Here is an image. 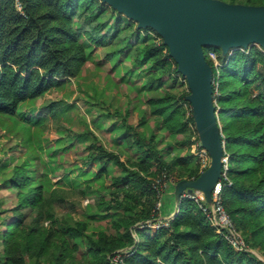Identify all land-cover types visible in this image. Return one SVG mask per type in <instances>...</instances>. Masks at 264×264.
<instances>
[{
  "label": "trees",
  "instance_id": "trees-1",
  "mask_svg": "<svg viewBox=\"0 0 264 264\" xmlns=\"http://www.w3.org/2000/svg\"><path fill=\"white\" fill-rule=\"evenodd\" d=\"M21 1L24 14L16 8L14 0H0V117L3 125L7 124L9 129L21 133V139L26 137L23 141H33L35 145L33 132L47 131L48 120L53 122L52 128H68L61 119V111L69 104L60 98L47 100L36 108L23 109L24 106L29 101L35 103L53 88H61L70 77L82 74L93 63L88 45H108L112 43L108 34L115 38L120 30L133 28L135 22L128 19L121 27L124 20L116 16L105 32L86 31L90 42L85 45L73 26L74 18L87 19L88 23L98 13H118L115 8L103 0ZM225 1L264 5V0ZM103 28V24H97L91 30ZM135 41L138 42L134 46L129 41L118 44V51L123 54L141 47L142 55L138 60L133 57L132 64L147 66L152 71L164 68L170 74L171 85L176 83L177 76L187 83L162 38L156 41L152 34L136 32ZM258 61H264V53L235 51L223 58L217 103L231 180L230 185L224 182V204L249 247L258 248L264 255V68L258 66ZM208 62L216 75L218 67L210 58ZM255 82L259 90L254 95L250 87ZM184 93L183 101H189L188 87ZM155 96L148 99L150 116L143 112L137 124L129 122V109L100 113L103 125L113 119L108 128L102 125L113 133V147L107 146L87 124L82 131L73 132L72 137L79 143L67 148L68 153L73 152L71 161L62 157L60 162L62 168L85 181L84 185L73 183L81 186L71 190L76 195L80 193L81 198H88L82 213L76 211L81 201L67 200L66 189L74 179L63 187L47 184L44 164H35L36 155L24 142V156L17 159H21L18 163L9 168L0 165L3 180L0 189L16 192L13 214L4 216L0 208V264H115L108 256L133 245L132 231L138 234V223L154 217L156 194L149 177L162 171L177 172L179 179H196L201 174L195 156L171 155L178 145L164 144L162 137L157 136L159 130L169 132L173 138L184 133L193 117L188 121L182 118L181 101L167 89L164 88L163 96ZM151 120L155 121L153 128ZM61 156L59 150L49 152V158H42L41 162L50 165ZM55 202L67 206L68 213L57 216ZM175 202L174 195L164 199L162 211L171 213ZM23 208H28L29 215L34 217L28 224ZM47 220L51 222L44 224ZM125 263L264 264V259L250 250L235 249L216 232L195 201L181 198L170 226L149 230Z\"/></svg>",
  "mask_w": 264,
  "mask_h": 264
},
{
  "label": "rangeland",
  "instance_id": "rangeland-1",
  "mask_svg": "<svg viewBox=\"0 0 264 264\" xmlns=\"http://www.w3.org/2000/svg\"><path fill=\"white\" fill-rule=\"evenodd\" d=\"M105 3L112 8H115L111 4L107 2ZM115 9L118 13L115 11H110L111 13H98L97 17L92 18V20L88 23H86L87 19L74 18L73 26L76 28L80 39L85 45L90 42V38L86 31L91 32V34H101L111 25L116 16H121L124 20L120 25L121 27L125 25L126 20H133L124 12L119 11L117 8ZM133 21L135 22L133 28L120 30L115 38H111V34H108L112 43H107L108 45H103L101 47H94L92 45L87 46L89 58L93 63L86 66L82 74H79L76 77H70L69 81L61 88H53L52 90L47 91L44 94V97L36 100L35 103L29 101V104L24 106L23 109L30 106L39 107L50 99H66L69 105L61 111V119L62 121H66L65 125L68 127L66 130L52 128L50 124L53 122L48 120L49 129L47 131L43 129L41 132H33V134H35L34 145L33 141H23L26 137L21 139V133L9 129L7 124L3 125V123H1L2 118L0 117V160L4 161L1 162L0 165H5L6 168H9L12 167L13 164L18 163L21 159H17L24 156V142L32 154L36 155L34 161L35 164L39 166L44 164L47 172V174H45L47 184L59 185L57 187H63L67 186L65 185V182L74 179L71 186L68 187L69 189H66V194H68L67 200L71 199L73 201L76 199L82 202V205L76 206L78 214L83 212V206H86L89 201L87 197L81 198L80 193L76 195L74 194V191L71 190L84 185L85 181L80 180V177L76 173L62 168L60 159L62 157L64 159L65 157L66 160L71 161V155L73 152L68 153L67 148L73 143H79L77 138L72 137V134L74 131H82L85 128V124H87V128L98 135L107 146L113 147V133H111L108 129V131H106L102 127L103 121L100 117V113L105 110L114 111L118 108L124 111V109H129V122L137 124L143 112H146L150 116L149 97L155 98V95L163 96L164 88L167 89V91L176 94V98L181 101V112L184 113L182 118L188 121L189 117H193V120L188 121L184 133L176 135L174 138L169 137V132H164V130H159L157 136L162 137L164 144L172 142L174 145H178L177 148L172 150L171 155L175 156L176 153H182L183 155L188 156L192 154L195 156V159L200 162L199 158L193 153L192 144L201 140L203 135L198 130L197 117L194 116V109L191 101H183L182 99V97L185 96L184 90L187 89V87L189 88L188 83H182L181 81H184V79L177 76L176 83L171 85L170 83L172 79L169 78L170 74L168 75L169 72L165 71L164 68L163 71L158 68L152 71V69H149L147 66L136 67L132 64L133 57H136V60H138V58L142 55L140 50L141 47H134L125 54L118 51V44H121L124 41H129V43L133 46L136 42H138L135 41L136 32H139L142 35L152 34L156 41L160 40V38L163 40L162 35L153 27L140 26L138 21ZM97 24H103L104 28L91 30V27L96 26ZM210 48L219 49L214 50ZM208 51L215 54V59L209 57ZM235 51L241 53H247L248 51H256L258 54L260 52L264 53V45L254 43L245 47L230 48L226 51L217 46H204V55L207 62L208 58H210L214 63V66L218 67L216 77H218L222 72V70L220 71V68L223 66V58H225L227 54H231ZM258 66L264 68V61H258ZM210 67L212 68L211 65ZM171 76L174 77L173 74H171ZM250 88L255 95L259 90L258 82L253 83ZM189 94L186 95L187 100H189ZM24 111L29 112L27 109ZM112 120V118H109L104 121V125L108 128V124ZM154 120H151L150 122V126L152 128L155 124ZM36 128L39 127L36 126ZM175 141L177 143H175ZM180 141L181 144H179ZM39 143L40 146L38 145ZM114 148L117 151L121 150L119 147ZM57 150L62 153V156L59 159L54 160L55 164L51 163L50 165H45L44 162H41L42 158L45 160L49 158V152L52 154ZM124 150L125 146L123 145V152ZM65 151H67V153L63 156V152ZM122 158L125 159L126 157L122 155ZM200 172L202 173L201 166ZM39 173L42 174V170H39ZM158 174L149 177L151 182L153 179L157 178ZM170 175H172L176 180L171 183L174 184V186L176 183L185 179H179L180 176L177 172H173L172 174L170 173ZM2 182L3 180L0 175V184ZM75 182H78L81 185L73 184ZM63 191L65 192V190ZM14 192L15 190L4 187L0 189V208L3 210L2 215L4 216L13 214V210H11V208L15 205L14 195L16 192ZM53 208L55 209L57 216L67 214L70 210L67 206H63V204L59 205L57 202H55ZM23 213L26 214V224L34 220L33 214L29 215L28 208H23ZM49 222L51 221L47 220L44 224ZM148 231L149 230H138L139 238L143 239ZM249 250L264 259V255L258 248L249 247Z\"/></svg>",
  "mask_w": 264,
  "mask_h": 264
},
{
  "label": "water",
  "instance_id": "water-1",
  "mask_svg": "<svg viewBox=\"0 0 264 264\" xmlns=\"http://www.w3.org/2000/svg\"><path fill=\"white\" fill-rule=\"evenodd\" d=\"M103 1L138 21L140 26L156 29L176 60L178 70L186 77L188 99L203 135L201 145L209 151L211 162L196 179L176 183L177 210L185 189L188 192L200 189L209 198L222 171L224 140L213 100V71L205 58L204 46L226 51L254 43L264 45V5L224 0Z\"/></svg>",
  "mask_w": 264,
  "mask_h": 264
},
{
  "label": "built area",
  "instance_id": "built-area-1",
  "mask_svg": "<svg viewBox=\"0 0 264 264\" xmlns=\"http://www.w3.org/2000/svg\"><path fill=\"white\" fill-rule=\"evenodd\" d=\"M16 8L24 14L22 8L21 0H14ZM209 57L215 59V54L213 52L208 51ZM212 88H213V100L216 106V109H219V105L217 103V97L219 95V81L218 77L213 74L212 77ZM192 150L194 155L199 158V163L201 166V171L203 172L211 162V157L209 151L201 145V141L199 140L197 143L192 144ZM222 162V171L219 179L215 182L212 187L209 198L206 197V194L200 189H193L191 192H188L185 189L180 198H188L197 203L199 208L205 213L208 218L210 224L215 228L216 232L219 233L225 240H227L231 246H233L237 250H249V245L247 244L242 233L236 228L234 221L232 220L226 206L224 204V194L223 187L224 182L227 184H231V180L228 176L229 169V153L225 147L223 148V155L221 157ZM195 178H185V180H192ZM176 180L172 175H170L167 171H162L158 174L157 178L153 179L151 182V187L155 191L156 194V202L153 208V219L146 220L138 223V227L145 228L149 227L154 231L161 229L162 227H169L171 220L175 217L176 213L171 212L168 215H162L161 209L163 204V195L170 183L175 182ZM178 212V210L176 211ZM134 232V230H133ZM135 238V242L133 245L119 249L113 252L108 256L109 260L115 264H126L125 258L132 255L137 247V243H139V239L136 236V233L133 234Z\"/></svg>",
  "mask_w": 264,
  "mask_h": 264
},
{
  "label": "crops",
  "instance_id": "crops-1",
  "mask_svg": "<svg viewBox=\"0 0 264 264\" xmlns=\"http://www.w3.org/2000/svg\"><path fill=\"white\" fill-rule=\"evenodd\" d=\"M170 185H171V183L168 185V187L166 188V190H165V192H164V195H163V201H164V199H169V196L170 195H174L175 196V198H176V187L174 186V188H170ZM167 201V203H169L168 202V200H166ZM163 205V204H162ZM167 207V206H166ZM165 207V208H166ZM163 208V207H162ZM168 208V207H167ZM176 210H177V204H176V202H175V204H174V209L171 211V212H176ZM161 212H162V215H168V213L167 212H163L162 211V209H161ZM166 213V214H165ZM140 229H142V228H140ZM151 232H154V230L153 229H149ZM132 233L134 234V233H136V236H137V238L140 240V238H139V236H138V234H137V232H136V230L133 232L132 231ZM134 236V235H133ZM121 249H124V248H121Z\"/></svg>",
  "mask_w": 264,
  "mask_h": 264
}]
</instances>
